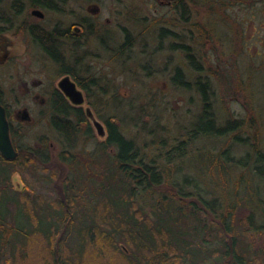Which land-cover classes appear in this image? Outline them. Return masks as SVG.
Returning <instances> with one entry per match:
<instances>
[{"label":"trees","instance_id":"obj_1","mask_svg":"<svg viewBox=\"0 0 264 264\" xmlns=\"http://www.w3.org/2000/svg\"><path fill=\"white\" fill-rule=\"evenodd\" d=\"M27 1L31 7H56V0ZM171 3L189 19L186 0ZM24 5L13 0L11 6L16 14ZM7 21L6 13H0V24ZM171 33L163 26L159 37ZM36 40L48 49L53 46L40 37ZM134 41L124 27L119 53ZM191 45L172 43L185 51L197 73L202 72ZM174 79L180 87L197 91V112L172 145L163 146V138L160 144L154 141L151 157L123 132L118 118L96 107L107 131L96 148L111 163L93 176L89 188L90 176L83 179L82 173L89 175L91 169L74 149L82 136L85 142L95 139L90 118L62 93L50 95V123L66 145L60 159L81 168L68 174L53 193L14 189L13 174L29 164L51 168L43 164L41 150L31 148L35 157L19 153L15 159L0 153V264H27L30 254L39 264H264V140L258 110L221 119L208 75L194 79L176 66ZM0 100L6 105L1 91ZM10 131L17 148V131ZM212 139L228 142L218 151L201 150L209 161V180L203 183L191 172L182 173L178 165L172 173L169 164L182 162L192 145H207ZM95 163L101 165L99 160ZM147 195L156 197L149 211L140 200Z\"/></svg>","mask_w":264,"mask_h":264},{"label":"rangeland","instance_id":"obj_2","mask_svg":"<svg viewBox=\"0 0 264 264\" xmlns=\"http://www.w3.org/2000/svg\"><path fill=\"white\" fill-rule=\"evenodd\" d=\"M12 2L1 0L0 13H6L17 24L40 22L52 28L57 21L67 26L85 15H90L94 23L95 32L86 46L90 58L86 59L87 68L82 76L94 75L100 84L83 103L85 109L91 108L96 137L85 142L82 136L83 141L74 149L91 169L89 175L82 173L83 179L90 176L88 188L93 176L103 173L111 163L96 148L97 141L106 138L105 124L96 107L103 114L109 112L118 118L123 132L135 138L148 157L155 155L154 141L159 140L160 144L163 138V146L169 147L195 117L198 93L177 85L176 66L194 79L198 74L212 79L215 109L221 119L249 116L256 108L264 140V0H186L191 9L188 20L169 0H69L65 11H49L44 19L31 15L27 0H22L24 11L16 15ZM163 26L174 33L160 39ZM124 27L135 41L129 50L119 53ZM12 34L16 41L11 55L0 63V91L15 120L18 109L29 110L30 119L23 120L17 139L22 145L41 150L43 164L51 168L44 170L35 163L29 164L13 174V187L53 193L68 174L72 176L81 168L80 164L69 166L60 159L66 145L50 123L49 103L41 102L58 82L57 68L27 34L23 36L15 28ZM172 43L192 44L202 72L197 73L185 51L174 48ZM39 80H43L44 86L34 87ZM85 128L86 124L84 132ZM227 142L212 139L204 145L199 141L188 149L182 162L169 164V168L175 173L178 165L182 173L191 172L204 183L209 180L210 167L201 150L218 151ZM140 200L149 211L156 197L147 195ZM262 207L264 211V204ZM30 258L27 264H39L38 257L30 254Z\"/></svg>","mask_w":264,"mask_h":264},{"label":"flooded vegetation","instance_id":"obj_3","mask_svg":"<svg viewBox=\"0 0 264 264\" xmlns=\"http://www.w3.org/2000/svg\"><path fill=\"white\" fill-rule=\"evenodd\" d=\"M68 2L69 0H56L55 8L32 7L30 13L33 16L44 19L46 17V13L49 11H55L58 13L65 11L64 5L68 4ZM169 3L172 5L171 0H169ZM35 9L41 10L42 14L39 15L34 13ZM72 11L73 10H70L69 14H71ZM19 14L21 13H16V15ZM7 20L8 21L5 24H0V63H5L9 59L12 52V47L15 44L16 37L14 34H12V28L21 31L23 36L27 34L32 39L34 44L41 48L46 59L52 61L57 68L58 82L56 85L51 87L46 98L42 97L41 102L46 103L47 101L51 107L50 95L52 93L59 92L66 97V102H68L71 106L84 108L83 103L75 104L72 102V100L61 88L60 81L65 76L70 77V79L76 84L77 88L83 92L85 99L87 98V95L90 94V91L99 84L97 82V77L94 75L91 76V74H88L87 76H82L84 70H86L85 68H87L86 59L88 57L90 58V52L87 50L86 46L87 43L89 44V40L92 34L95 32L94 23L91 20V16L85 15L81 19L72 20L67 26H64V24H62L60 21H57L54 23L52 28H49L40 22L28 24L27 22L23 21L17 24V22L12 19V17H7ZM36 37H40L44 41H51L53 46L48 49L45 44L43 45L41 42H38ZM91 80H95L96 83L94 86L91 85ZM34 83V87L44 86L43 80H39ZM4 106L6 107L7 115L10 121V130L13 128L18 132L19 128L22 126L23 120H27L22 117V111L28 109H18L16 111L17 119L15 120L12 117L13 114L10 107L7 104H4ZM85 111L87 112L91 122V108H86ZM17 143L19 146H17V148L15 145L14 146L19 151V153H24L26 151L27 155L29 156L35 157L37 155L33 149H31L29 146H25L24 144L22 145L18 139Z\"/></svg>","mask_w":264,"mask_h":264},{"label":"water","instance_id":"obj_4","mask_svg":"<svg viewBox=\"0 0 264 264\" xmlns=\"http://www.w3.org/2000/svg\"><path fill=\"white\" fill-rule=\"evenodd\" d=\"M34 13L41 15L42 11L35 9ZM60 86L65 92V94L72 100L75 104H82L85 101L84 94L79 90L76 84L70 79V77L65 76L60 81ZM22 117L24 119H30V114L28 110L22 111ZM0 152L6 159H15L19 151L15 148L11 133H10V123L7 116L6 107L0 100Z\"/></svg>","mask_w":264,"mask_h":264},{"label":"bare ground","instance_id":"obj_5","mask_svg":"<svg viewBox=\"0 0 264 264\" xmlns=\"http://www.w3.org/2000/svg\"><path fill=\"white\" fill-rule=\"evenodd\" d=\"M24 152V151H23ZM1 153V152H0ZM25 153V152H24ZM2 154V153H1ZM3 156V155H2Z\"/></svg>","mask_w":264,"mask_h":264}]
</instances>
